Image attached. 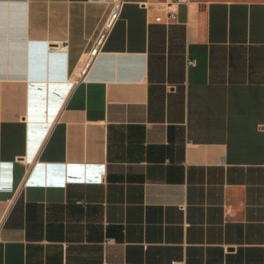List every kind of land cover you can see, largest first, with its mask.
I'll use <instances>...</instances> for the list:
<instances>
[{
	"label": "crops",
	"instance_id": "obj_1",
	"mask_svg": "<svg viewBox=\"0 0 264 264\" xmlns=\"http://www.w3.org/2000/svg\"><path fill=\"white\" fill-rule=\"evenodd\" d=\"M160 1L76 84L110 4L0 0V264H264V0Z\"/></svg>",
	"mask_w": 264,
	"mask_h": 264
},
{
	"label": "built area",
	"instance_id": "obj_2",
	"mask_svg": "<svg viewBox=\"0 0 264 264\" xmlns=\"http://www.w3.org/2000/svg\"><path fill=\"white\" fill-rule=\"evenodd\" d=\"M92 1H102L108 3L110 4L111 9L97 37L95 38L90 50L88 51L82 66L79 68L78 74L75 79L76 84L85 82L87 80L95 59L102 53L111 31L113 30L116 22L121 17L122 8L125 3V0H92ZM159 3L160 6L165 9L167 20L169 22H173L177 19L179 6L182 4H188L189 0H161ZM48 50L65 51L66 46L50 45ZM188 65H194V62L189 60ZM170 264H185V262L174 261Z\"/></svg>",
	"mask_w": 264,
	"mask_h": 264
}]
</instances>
